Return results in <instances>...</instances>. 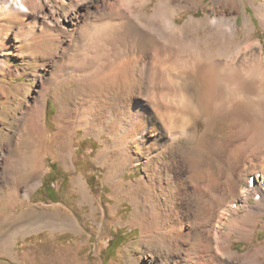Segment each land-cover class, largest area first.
Segmentation results:
<instances>
[{"label": "bare ground", "instance_id": "1", "mask_svg": "<svg viewBox=\"0 0 264 264\" xmlns=\"http://www.w3.org/2000/svg\"><path fill=\"white\" fill-rule=\"evenodd\" d=\"M36 1L30 7L26 2V9ZM212 1L210 12L197 16L200 5L209 7L201 0H69L70 12L60 19L57 32L32 39L42 47L49 34L54 50H62L60 65L52 64L59 84L75 82L81 94L75 101L73 90L65 86L57 155L74 165L79 129L101 139L98 157L108 164L106 180L112 183L116 206L124 198L133 203L130 221L142 228V243L171 249L166 230L178 239L193 238L191 226L183 230L197 197L192 217L202 231L199 242L190 240L187 252L168 264H264V242L242 253L232 245L233 234L250 241L259 222L264 224V43L253 36L257 26L249 15L245 35L238 36L244 0ZM249 2L264 24V1ZM185 11L190 16L181 22ZM46 103L43 94L37 107L29 109L18 142L1 147L0 188L14 199L24 200L41 182L37 170L31 183L21 180L34 170L26 161L27 150L36 152L50 141L43 121ZM201 119L206 129L199 135L193 128ZM182 137L198 142L176 147ZM13 150L19 153L16 159ZM208 155L216 159L217 169L210 167L194 179ZM141 161L146 173L127 183L126 171ZM74 181L93 211L105 212L86 177L79 174ZM13 217L2 220L7 224ZM60 217L16 227L0 237V251L14 254L15 236L44 227L81 231L76 216ZM4 227L0 222V231ZM161 260L137 259L143 264Z\"/></svg>", "mask_w": 264, "mask_h": 264}, {"label": "rangeland", "instance_id": "2", "mask_svg": "<svg viewBox=\"0 0 264 264\" xmlns=\"http://www.w3.org/2000/svg\"><path fill=\"white\" fill-rule=\"evenodd\" d=\"M31 1L33 0H0V162L4 157L1 147L18 142L25 133L24 122L28 119L29 109L37 107V100L43 94L47 100L43 121L50 134V141L49 143L44 141L39 149L34 147L36 152L27 150L26 161L31 163L34 170L26 172L22 183H31L36 170L42 174L39 175L41 181L39 185L24 200L22 197L14 199L0 188V222L5 226L0 231V237H4L26 222L41 217L50 218L55 214H60L61 219L68 215L76 216L82 229L54 231L44 227L27 234H19L15 236L14 254L0 251V264H143L137 261L142 256L145 263H149L152 258L163 260L157 264L173 262L187 252L194 239L197 240L196 243L199 242V232L202 231L193 218L198 198L193 199L194 216L192 214L191 218L185 221L188 225L183 230L192 231L193 238L178 239L172 237L171 232L166 230L165 235H169V239L172 238L169 244L171 249L167 250L166 247L163 249L161 245L149 246L141 241L142 228L130 221L133 218V203L124 198L116 206L117 196L112 183L106 180L108 164L104 165L103 159L98 157L99 149L103 146L101 139L86 135L79 129L74 141L75 154L72 159L74 165H67L57 155L55 139L59 131L58 116L64 110L60 101L65 94V86L73 90L74 100L81 94L80 91H75L77 85L75 82L59 84L58 71L53 63L60 65L61 38L57 43L60 48L58 51L54 50L55 47L49 42V34L42 47H36L32 38L46 31L55 34L62 16L69 14L71 4L69 0H38L35 6L27 10L26 4ZM201 1L209 7L200 5L198 11L194 12L197 16L208 14L210 7L214 6L212 0ZM242 8L237 17L238 36L245 35V16L249 15L257 26L253 36L264 43V24L256 15L253 4L249 0H244ZM189 16L190 12L185 11L180 21L184 22ZM57 26L58 28L54 30ZM74 43L76 46L77 42ZM205 129L206 123L203 119L199 121L198 127L193 128L199 135ZM196 142L198 139L188 141L182 137L175 146L179 148L192 146L191 144ZM26 144L27 141L23 139L21 145L25 148ZM16 149L19 150L18 147ZM10 154L14 159L19 156L16 150ZM115 156L117 153H113L112 157ZM208 156L205 167L193 176L194 179H200L210 167L212 170L217 169L216 159ZM145 173V164L141 161L133 164L124 177L128 183L129 180H135ZM79 174L86 177L93 193L105 207V212L93 211L91 204L83 200L74 181ZM251 202H255V199H251ZM8 216H12L13 221L4 224L2 219ZM260 242H264L263 222H259L257 233L250 241L240 240L233 234V249L241 253Z\"/></svg>", "mask_w": 264, "mask_h": 264}]
</instances>
